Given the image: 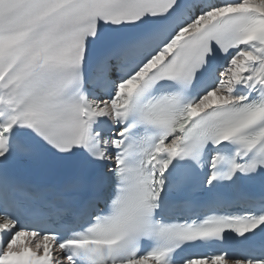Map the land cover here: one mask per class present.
<instances>
[{
  "label": "snow or ice",
  "instance_id": "obj_1",
  "mask_svg": "<svg viewBox=\"0 0 264 264\" xmlns=\"http://www.w3.org/2000/svg\"><path fill=\"white\" fill-rule=\"evenodd\" d=\"M0 264H264V0H0Z\"/></svg>",
  "mask_w": 264,
  "mask_h": 264
}]
</instances>
